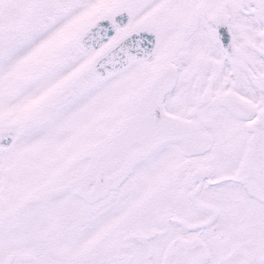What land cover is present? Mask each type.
I'll use <instances>...</instances> for the list:
<instances>
[{"label":"snow or ice","instance_id":"6c2138e0","mask_svg":"<svg viewBox=\"0 0 264 264\" xmlns=\"http://www.w3.org/2000/svg\"><path fill=\"white\" fill-rule=\"evenodd\" d=\"M0 264H264V0H0Z\"/></svg>","mask_w":264,"mask_h":264}]
</instances>
